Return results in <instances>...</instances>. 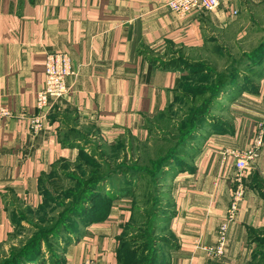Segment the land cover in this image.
Instances as JSON below:
<instances>
[{"label": "crops", "instance_id": "obj_1", "mask_svg": "<svg viewBox=\"0 0 264 264\" xmlns=\"http://www.w3.org/2000/svg\"><path fill=\"white\" fill-rule=\"evenodd\" d=\"M166 1L0 0V108L12 112L0 123L2 253L11 247V211L17 204L35 209L42 203L40 179L57 162L74 159L80 151L94 148L97 155L123 142L148 139V119L169 106L188 72L184 65H168L172 52L159 57L156 50L184 49L187 57L200 54L210 42L235 44L245 20L254 21L249 16L264 10V0H222L215 11L179 17ZM51 52H68L76 74L68 79L70 92L56 101L43 130L33 134L23 115L37 112L36 95L44 83L46 53ZM256 86L255 93L222 95L218 103L226 100L236 106L246 97L264 109V81ZM255 127L242 117L230 135L221 136V148L210 147L206 140L204 149L186 151L189 170H170L159 180L162 188H169V227L176 242L165 253L166 264L248 261L256 242L250 237L264 229V194L248 185L251 179H264L263 148L243 173L245 192L229 225L224 253L213 256L209 250L217 246L218 230L237 186V169L225 152L247 148ZM128 149L129 145L123 154L130 156L133 151ZM131 200L121 198L103 222L91 223L85 236L68 249L64 264L89 259L96 260L93 264H116L118 239L131 218ZM2 253L1 258L8 257Z\"/></svg>", "mask_w": 264, "mask_h": 264}, {"label": "rangeland", "instance_id": "obj_2", "mask_svg": "<svg viewBox=\"0 0 264 264\" xmlns=\"http://www.w3.org/2000/svg\"><path fill=\"white\" fill-rule=\"evenodd\" d=\"M249 17L254 19L255 22L250 21L249 18L245 20L246 25L241 32L242 37L235 44L227 42L226 44L219 45L217 42H210L200 54L193 56L189 54L190 56L187 57L185 56V52H183L184 49H178L177 51L168 49L165 51L166 48H164L161 51L158 49L155 52L159 57L164 55L167 56V54L172 52L170 53L172 54L171 56H167L168 58L166 57L167 59H176L179 60L180 63L196 65L197 67H194L195 69L201 70V72L203 70L202 75L191 78L193 79L191 83V85H193L192 88L196 89L197 87V89H201L203 84L207 82V71L209 70L219 73L224 71L231 73L233 70H242L244 72L248 69L247 63L249 60H244L243 54L253 51L258 47L260 42L264 41V10L259 9L257 14ZM224 45L226 46L225 49L222 47ZM261 55H263V53ZM187 73L188 72L185 74ZM259 81H264V79L257 77L252 78V82L255 85L259 84ZM206 95L200 94L197 90L195 92H188L184 96L175 93L177 97L175 98L174 96L169 106L160 114L147 121V138L149 139L151 137L155 142L148 144L146 141H144V143H137L132 140L129 141V144H133V151H141L143 155L141 157L139 153L135 155V153L132 152L130 156H127V160L129 161L128 164L124 166L127 165L130 167L133 173H138L139 171V174L144 173L143 175H147L146 173L148 172L152 178L151 180L141 179L142 181H140V183L142 184V188L145 187L144 181L151 182L148 186L149 189L146 188L138 194L136 200L133 202V206L132 203H130L131 208H137L139 212L143 211V215L136 214L133 218L128 233L125 235L127 239L125 248L120 251L118 261L116 259V264H157L160 257L163 258L164 252L172 244V237L170 235L171 229L164 224L166 213L162 212L160 209L155 211V208L157 209V207L160 206V197L163 198L162 194L158 192L159 187L157 185L159 181L155 179V175L160 164L166 159L170 152H173L176 148L179 149L182 144L185 150L192 151V153L193 151L202 150L206 147L205 141L208 139H210V142L207 145L221 148L219 145L224 142V138L221 136L230 135L235 125L238 124V120L242 117L249 121V125L256 126V131L259 123H264V112L262 113L260 111V109L263 111L264 109L255 104L259 102L245 97L240 101V104L235 106L231 103L230 106L225 100V103L222 102L223 105L220 106L219 102L209 111L210 114L197 124L199 130L197 134L194 132L195 135L191 139L194 144L187 145L185 141L189 139L190 134H188V132L197 127L194 121L191 120V117L199 109V106L203 104V99L207 97ZM252 114H257V116ZM160 139H163L165 142L161 141L157 143L156 140L159 141ZM222 148L225 149L226 147ZM96 152L97 151L92 148L89 154H94ZM108 152L111 153V151ZM79 155L80 154H77L74 159L62 160L42 179L41 185L43 188L44 206L40 208L37 207L38 209H30L22 208L21 205L17 204L15 209L11 211V218L14 223L13 232L9 237V244L11 247L7 253L3 252L4 254H9L10 251L14 249H25V245H34V243H38L40 239H44L45 246H43V249L38 245L42 251L39 256H44L47 261L56 264H63V262L68 260L69 256L67 251L74 243L71 245L68 243L69 245L58 247L53 245L54 243L49 239L47 234L53 232L55 227H58L56 226L58 221L62 223H72L73 219L76 223L81 224L79 220H75L70 216L75 211L80 212L83 207L81 201L82 197H80V195L84 189L81 187L80 181L75 180V178L82 180L81 169L86 168V166L84 163L82 164L83 158L81 160ZM179 157V159H182V163H173L171 168L167 169V174H170V170L171 174L176 171H184V168H186L189 163V157L183 155ZM162 158L163 161L160 162ZM121 162H123V160H118V163ZM117 166H115V168ZM65 175H70L71 178H65ZM170 178L171 177H169L167 181H169ZM248 185L256 186L262 194H264V179H259L257 181L256 179H251ZM163 190L165 192V197L168 199L167 194L169 188L163 187ZM149 191L153 197L150 204H147V210L143 204L145 202L148 203L145 195H147ZM45 208L49 210L44 213L42 209ZM60 213H62L61 215H65V218H63ZM159 217L162 219H158ZM59 218L60 220H57ZM53 219H55V221H52ZM63 228L64 224H61L59 227L61 233ZM254 238L256 239L254 249L245 264H264V229L254 233L250 237L251 240ZM33 250L36 251V248ZM0 252L2 253V251ZM3 259L4 258L0 257V261ZM93 261L96 262L95 259Z\"/></svg>", "mask_w": 264, "mask_h": 264}, {"label": "trees", "instance_id": "obj_3", "mask_svg": "<svg viewBox=\"0 0 264 264\" xmlns=\"http://www.w3.org/2000/svg\"><path fill=\"white\" fill-rule=\"evenodd\" d=\"M263 53V55H261ZM244 60L248 59L249 62L247 63L248 69L246 71L242 70H233L231 73H228L227 71L224 72H217L213 70L207 71V82L203 84V87L201 89H193L191 85L193 79L192 77H198L203 74V70H197L194 67H197L196 65H189L180 63L179 60L172 59L169 61L168 65H184L187 69L188 73L184 74L182 76L181 82L179 86L177 87L175 93L180 94V96L186 95L188 92L191 91H198L200 94H207L206 98L203 99V104L199 106V109L192 115L191 120L194 121V123L197 125L200 121H202L205 117H207L211 111L217 104L220 96L225 95H233L237 92H242L243 90L251 91L253 93L257 92V86L253 84L252 78H263L264 77V41L260 42L257 48H255L253 51L249 53H244ZM232 56V55H231ZM167 63H163V66L167 67ZM242 90V91H241ZM178 96V95H177ZM175 96V98L177 97ZM195 125V126H196ZM199 130V127L195 129H192L190 132H188L189 139L185 142L186 144L193 145V141L191 139L194 137L195 134H197ZM195 132V134H194ZM155 140V139H154ZM165 142L163 139H160L159 141L156 140V142ZM152 142H155L150 137L146 140V143L150 144ZM181 144V143H180ZM129 145V151H133L134 147L133 144H125V142L117 144L114 148L110 149L111 153L108 151H100L97 155L89 154L85 151H80L79 156L82 160L86 168L81 169V175L82 180L79 178H75V180L80 181L81 187L84 189L83 192H81L80 197H82V203L83 207L80 212L75 211L72 215V218L75 220H79L80 223H76V221H73L72 223H65V222H59L57 223L54 228V231L51 233H48L47 236L49 239L54 243L53 245H56L58 247L66 246L68 243L71 245L75 241H78L79 239L83 238L85 236V230L86 227H88L91 223H97V222H103L109 213L111 212L112 208L115 206V204L123 197H132L131 203L133 206V202L136 200L138 194L148 188L150 181H147L145 183V187L142 188V184L140 183L141 179H148L151 180L152 176L146 173L147 175H143L144 173H133V170L128 167L125 164H128L127 160V154H123V151H126V146ZM183 145V144H182ZM180 146L183 147V146ZM185 145V144H184ZM175 149L173 152H170L166 159L163 158L161 161H163L155 175V179L159 181L163 175L166 173L167 169L171 168V165L173 163H182V159H179L182 155L188 156L187 150L183 148L181 149ZM135 155L137 154L136 151H133ZM141 157L142 154L140 153ZM118 160H123V162L118 163ZM57 162L53 169L56 167L58 163ZM80 162V161H79ZM78 162V163H79ZM118 163V166H117ZM80 164V163H79ZM115 166H117L115 168ZM190 166L187 164L186 168L184 170H189ZM52 169V170H53ZM51 170V171H52ZM50 171V172H51ZM49 172V173H50ZM154 172V171H153ZM47 173V174H49ZM45 174V175H47ZM40 179V189L41 193L43 195V188H42V179ZM154 175V174H153ZM65 178H71L70 175H65ZM150 178V179H149ZM106 185V186H105ZM159 187L158 192L162 194L163 198L160 197V206L155 208V211H158L159 209L162 210V212L166 213V217L164 220V224L169 227V221H170V208L168 207V199L165 197V192L163 188H161V184L158 183L157 185ZM77 197V194H76ZM152 195L150 191L147 195H145V198L148 203H144L143 206L147 208V204H150L152 201ZM44 198V197H43ZM44 200V199H43ZM44 201L38 206V208L44 206ZM43 204V205H42ZM103 206V207H102ZM37 208V209H38ZM49 209H42V212H46ZM51 211V210H50ZM143 212V211H142ZM142 212H139L137 208H131V218L128 223H126L123 227V231L121 235L119 236V246L117 249V261H118V255L123 248H125L126 243V237L125 235L128 233L129 227L131 225V222L133 218L136 216V214L143 215ZM62 213H60L61 215ZM63 218H65V215H61ZM60 216V218H61ZM57 219V220H60ZM159 217L158 219H160ZM162 219V218H161ZM67 220V219H66ZM52 221H55L53 219ZM14 224V223H13ZM61 224H64V228L62 233L59 230V227ZM68 225V226H67ZM84 227V228H83ZM170 235L172 237V244L167 250L164 252L163 258L160 257L159 262L157 264H166L165 261V253L168 251V249L175 247L176 242L175 238L172 232H170ZM256 241V239H255ZM45 243L44 239H40L38 243H34V245L24 246L25 249H14L11 250L8 254V257L0 261V264H56L51 263L47 261V259L44 258V256H39L40 253H42L41 248L43 249V246ZM68 244V245H69ZM40 245V247L38 246ZM36 248V251L33 249ZM23 248V246H22ZM31 254V255H30ZM65 262H63L64 264ZM261 264V263H256Z\"/></svg>", "mask_w": 264, "mask_h": 264}, {"label": "built area", "instance_id": "obj_4", "mask_svg": "<svg viewBox=\"0 0 264 264\" xmlns=\"http://www.w3.org/2000/svg\"><path fill=\"white\" fill-rule=\"evenodd\" d=\"M222 0H168L165 6L179 17H185L192 12H212L220 7ZM236 13V12H234ZM44 83L36 95V110L32 115H23L27 120L33 134L43 130L45 121L56 101L65 97L70 92L68 79L76 74L73 68L72 57L68 52L46 53ZM12 116L7 107L0 108V123ZM264 146V123H259L255 138L245 149H227L225 155L230 156L237 169V186L234 191L233 201L227 211L225 220L218 230L217 246L209 253L213 256H221L229 241L228 229L234 220L238 205L242 201L245 187L243 173H245L253 161L258 157ZM84 264H93V260H87Z\"/></svg>", "mask_w": 264, "mask_h": 264}]
</instances>
